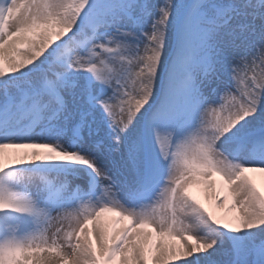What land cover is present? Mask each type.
Segmentation results:
<instances>
[{"label":"snow or ice","instance_id":"snow-or-ice-1","mask_svg":"<svg viewBox=\"0 0 264 264\" xmlns=\"http://www.w3.org/2000/svg\"><path fill=\"white\" fill-rule=\"evenodd\" d=\"M177 262L264 264V0H0V264Z\"/></svg>","mask_w":264,"mask_h":264},{"label":"bare ground","instance_id":"bare-ground-1","mask_svg":"<svg viewBox=\"0 0 264 264\" xmlns=\"http://www.w3.org/2000/svg\"><path fill=\"white\" fill-rule=\"evenodd\" d=\"M198 195L200 196V198H201V200L203 202H205L206 204L209 203V201L205 198V194L204 193L201 192L200 194L198 193ZM207 195L210 196L211 193L209 192ZM219 214L222 215V216L228 214L227 208L220 210ZM177 264H178V262H177Z\"/></svg>","mask_w":264,"mask_h":264}]
</instances>
